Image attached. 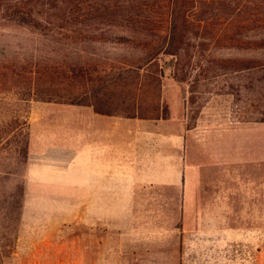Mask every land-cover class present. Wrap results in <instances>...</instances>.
<instances>
[{
  "label": "rangeland",
  "instance_id": "obj_1",
  "mask_svg": "<svg viewBox=\"0 0 264 264\" xmlns=\"http://www.w3.org/2000/svg\"><path fill=\"white\" fill-rule=\"evenodd\" d=\"M94 44L95 51L83 57L100 66L105 61H116L122 54L142 55L129 43L107 39ZM80 46L81 42L40 36L22 26L0 24L2 62L15 59L52 63L76 55L75 47ZM210 49L217 57L213 63L217 66L204 69L193 64L186 68L183 80L181 72L172 76V61L161 54L158 61L164 72L160 83L150 73L153 66L125 73L127 81L137 76L136 79H142L141 84L106 81V68L90 75L93 82L80 80L70 84L56 77L55 97L51 99L31 94L21 101H15L12 95L0 99V120L6 118L5 111L17 109L25 122L22 132L11 135L7 147L0 151V169L12 170L7 176L0 173V264H88L87 245L99 242L118 250L123 248L120 252L126 253L130 263L134 258L131 264H264L262 233L234 234L233 241L227 240L226 235H193L184 225L181 210L161 202H133L127 207L125 203L112 202L110 216L93 219L88 215L86 202L71 200L69 178L49 176L44 171L40 174L41 165L47 161L40 156V144L33 138L39 133L41 120L56 114L55 103L89 104L71 102L73 98H83L86 92L90 104L113 112L155 115L184 108L191 120L202 115L204 119L216 116L234 123L264 121L259 120L264 117V69L234 72L230 68H216L220 63L218 57H261L264 49L252 52L221 45H211ZM45 79L46 74L42 77ZM92 84L98 85L93 92ZM46 85L47 81L41 87ZM18 141L26 143L24 154L18 152ZM49 156L55 157L54 149ZM19 185L20 195L16 192ZM10 191L15 193L9 194Z\"/></svg>",
  "mask_w": 264,
  "mask_h": 264
},
{
  "label": "crops",
  "instance_id": "obj_2",
  "mask_svg": "<svg viewBox=\"0 0 264 264\" xmlns=\"http://www.w3.org/2000/svg\"><path fill=\"white\" fill-rule=\"evenodd\" d=\"M55 104L32 137L47 161L40 174L69 178L71 200L86 202L89 217L110 216L112 202H161L181 210L193 235L264 234V121ZM87 246L88 264L134 260L105 242Z\"/></svg>",
  "mask_w": 264,
  "mask_h": 264
},
{
  "label": "trees",
  "instance_id": "obj_3",
  "mask_svg": "<svg viewBox=\"0 0 264 264\" xmlns=\"http://www.w3.org/2000/svg\"><path fill=\"white\" fill-rule=\"evenodd\" d=\"M0 24L22 26L40 36L81 42L80 47H75L76 55H67L61 61H0V99L12 95L15 101L30 94L51 99L55 97L56 77L70 84L80 80L93 82L90 75L106 68L109 71L106 81L141 84L143 81L136 79L137 76L127 81L125 73L153 66L150 73L160 83L164 72L158 61L161 54L170 57L172 76L181 72L183 80L186 68L193 64L204 69L217 66L213 64L217 57L210 52L211 45L246 48L252 52L264 49V0H0ZM107 39L129 43L142 55L122 54L116 61H105L102 66L83 57L95 51L94 43ZM218 58L220 63L216 68H230L234 72L264 69V56ZM45 74L48 79L42 80ZM97 80L101 81V77ZM46 81L48 85L41 87ZM92 85L93 92L98 85ZM87 94L71 102L90 103ZM3 114L6 118L0 120V151L7 147L11 135L22 132L25 123L17 109ZM17 147L24 154L26 143L18 141ZM11 172L0 169L5 176ZM16 192L20 195L21 185Z\"/></svg>",
  "mask_w": 264,
  "mask_h": 264
}]
</instances>
